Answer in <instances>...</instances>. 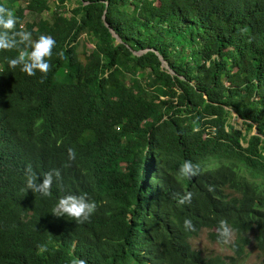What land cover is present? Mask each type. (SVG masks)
<instances>
[{
  "label": "trees",
  "instance_id": "trees-1",
  "mask_svg": "<svg viewBox=\"0 0 264 264\" xmlns=\"http://www.w3.org/2000/svg\"><path fill=\"white\" fill-rule=\"evenodd\" d=\"M0 5L17 30L56 41L46 76L10 69L17 52L0 51V264H225L189 242L206 229L223 244L221 219L234 230L228 263L249 241L264 254V0ZM185 160L197 176H180ZM29 164L61 171L51 197L24 191ZM85 193L98 205L87 222L51 213Z\"/></svg>",
  "mask_w": 264,
  "mask_h": 264
},
{
  "label": "clouds",
  "instance_id": "clouds-1",
  "mask_svg": "<svg viewBox=\"0 0 264 264\" xmlns=\"http://www.w3.org/2000/svg\"><path fill=\"white\" fill-rule=\"evenodd\" d=\"M17 23L18 20L14 12L6 6L0 5V51L15 50L17 52V55L13 58H6L8 67L10 69L19 68L21 72L28 76H34L37 72L46 76L51 68L49 60L56 41L50 35L45 34L39 35L34 40L31 32L17 30ZM41 82H43V79H41ZM67 154L69 161L75 160L76 151L74 148L69 147ZM199 172V165L193 164L190 160H185L179 167L180 176L189 179L197 176ZM24 175V191L31 190L32 193L39 194L41 197H51L54 180L59 181L61 179L59 169L54 168L43 174H38L30 164L26 167ZM192 198L193 193L185 192L178 198L177 204H190ZM97 207V203L88 198L86 193L80 195L66 194L58 199L51 213L55 217H68L76 223H84L96 212ZM183 226L186 231H195L191 219L185 218ZM216 232L224 243L230 242L234 237V230L224 219L218 222ZM37 248L41 254L48 251L46 244H39ZM70 264H86V261L81 258H73Z\"/></svg>",
  "mask_w": 264,
  "mask_h": 264
},
{
  "label": "rangeland",
  "instance_id": "rangeland-1",
  "mask_svg": "<svg viewBox=\"0 0 264 264\" xmlns=\"http://www.w3.org/2000/svg\"><path fill=\"white\" fill-rule=\"evenodd\" d=\"M73 2L67 3V6H72ZM49 6L52 7V3L49 2ZM42 16L47 17L48 12H44ZM36 16L30 13L26 14L27 19L35 18ZM82 45L86 50L92 47V43L88 41L83 34L79 36L78 50L82 49ZM229 123L234 126V128H239L243 131V126L240 120L231 113L229 118ZM206 229H202L195 237H192L189 242L193 249L200 252L202 256L215 257L224 259L225 264H231L227 262L225 257L233 256L232 250L229 248L228 243L218 244L216 242L210 241L206 236ZM250 236V234L248 235ZM233 264H264V254L261 253L253 244V241L243 246V254L241 258H236Z\"/></svg>",
  "mask_w": 264,
  "mask_h": 264
},
{
  "label": "water",
  "instance_id": "water-1",
  "mask_svg": "<svg viewBox=\"0 0 264 264\" xmlns=\"http://www.w3.org/2000/svg\"><path fill=\"white\" fill-rule=\"evenodd\" d=\"M105 24V23H104ZM106 25V24H105ZM109 31L111 32V30L109 29ZM114 37H115V40L116 41H118V37H116V35L115 34H113V33H111ZM158 58H159V60H160V63H161V66L163 67H166V62L165 61H163L162 59H161V56H158Z\"/></svg>",
  "mask_w": 264,
  "mask_h": 264
}]
</instances>
